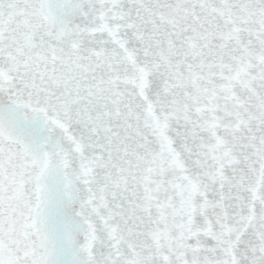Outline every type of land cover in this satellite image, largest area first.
Listing matches in <instances>:
<instances>
[{"label":"snow or ice","instance_id":"6c2138e0","mask_svg":"<svg viewBox=\"0 0 264 264\" xmlns=\"http://www.w3.org/2000/svg\"><path fill=\"white\" fill-rule=\"evenodd\" d=\"M0 264H264V0H0Z\"/></svg>","mask_w":264,"mask_h":264}]
</instances>
